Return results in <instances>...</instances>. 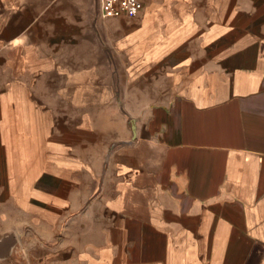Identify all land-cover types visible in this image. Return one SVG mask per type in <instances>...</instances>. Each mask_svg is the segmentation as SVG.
Wrapping results in <instances>:
<instances>
[{"label":"crops","instance_id":"crops-1","mask_svg":"<svg viewBox=\"0 0 264 264\" xmlns=\"http://www.w3.org/2000/svg\"><path fill=\"white\" fill-rule=\"evenodd\" d=\"M66 5L0 0V264H264V0Z\"/></svg>","mask_w":264,"mask_h":264},{"label":"built area","instance_id":"built-area-1","mask_svg":"<svg viewBox=\"0 0 264 264\" xmlns=\"http://www.w3.org/2000/svg\"><path fill=\"white\" fill-rule=\"evenodd\" d=\"M145 0H99V13L102 18L134 16L143 7Z\"/></svg>","mask_w":264,"mask_h":264},{"label":"rangeland","instance_id":"rangeland-1","mask_svg":"<svg viewBox=\"0 0 264 264\" xmlns=\"http://www.w3.org/2000/svg\"><path fill=\"white\" fill-rule=\"evenodd\" d=\"M53 2L54 0H50ZM66 3V15L72 19L87 17L90 23L100 18L99 0H55Z\"/></svg>","mask_w":264,"mask_h":264}]
</instances>
